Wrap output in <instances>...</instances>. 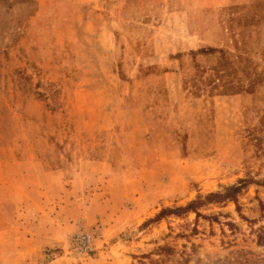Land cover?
Segmentation results:
<instances>
[{"label": "rangeland", "instance_id": "rangeland-1", "mask_svg": "<svg viewBox=\"0 0 264 264\" xmlns=\"http://www.w3.org/2000/svg\"><path fill=\"white\" fill-rule=\"evenodd\" d=\"M262 116L264 0H0V264H264Z\"/></svg>", "mask_w": 264, "mask_h": 264}, {"label": "crops", "instance_id": "crops-1", "mask_svg": "<svg viewBox=\"0 0 264 264\" xmlns=\"http://www.w3.org/2000/svg\"><path fill=\"white\" fill-rule=\"evenodd\" d=\"M17 164H31V165H34L35 169L39 170V169H42V165L40 162L38 161H25V162H16ZM105 165L104 163L100 162H92V163H89V166H92V167H99V166H103ZM43 174L45 175L47 181L48 182V185L49 187H51V185L53 187H56V185H58V182H59V177L62 176V173L60 171H49V172H43ZM82 174L81 172L78 173L76 175V177L74 178V180H71V183H73L74 185H76V187H78L80 184H82ZM60 186V185H59ZM18 187L20 188V191L19 193H21L22 196L19 201L20 203H22L19 207V209L21 210V213H19V217H17V221L19 224L18 225H15L14 228H11L8 230V233H13L15 234V232H24L25 234H33L35 233L36 235H38L39 233V225L37 226L34 221H33V218L34 220L37 219V215L36 217H34V214L35 213H32L31 211L27 210L29 208H32L33 206H37V203L39 202V193H38V188L39 187H33V186H28L26 183L25 185L22 183V187L20 185H18ZM66 196H68V194H66ZM37 214V213H36ZM56 219L55 217L52 219V223L54 225H50V230L47 231V233L49 232H56L57 228H55V222ZM61 223L62 224H65L66 221H67V218L66 217H62L60 219ZM65 233V231L63 230H60L59 231V234H62V233ZM23 241H24V244L26 246H30V248H35L37 249L38 248V241H36L37 237L36 238H32V236H30L29 238H27V235H23L22 237ZM19 240L21 241V237L17 239V243H19ZM52 242V241H51ZM50 242V243H51ZM46 244V243H44ZM24 262H26V260H23ZM9 263H11L10 261H8Z\"/></svg>", "mask_w": 264, "mask_h": 264}, {"label": "trees", "instance_id": "trees-1", "mask_svg": "<svg viewBox=\"0 0 264 264\" xmlns=\"http://www.w3.org/2000/svg\"><path fill=\"white\" fill-rule=\"evenodd\" d=\"M262 118V122H264V116L261 117ZM241 185L240 186H230V187H226L224 188L223 192H219V193H210L208 194L204 199H200L197 202L196 201H192L190 203H188L186 206L184 207H179L177 209H163L157 217H159V219H161L162 217H164V215H170L172 213L174 214H179V213H188L190 211L195 212L196 213V204H200L201 206L204 204H211V203H221V202H233L236 203L237 202V195L241 190ZM257 244L264 246V237L258 236L257 239Z\"/></svg>", "mask_w": 264, "mask_h": 264}, {"label": "built area", "instance_id": "built-area-1", "mask_svg": "<svg viewBox=\"0 0 264 264\" xmlns=\"http://www.w3.org/2000/svg\"><path fill=\"white\" fill-rule=\"evenodd\" d=\"M93 241V234L88 231H82L74 235L71 239L73 245L80 252H87L90 250V246Z\"/></svg>", "mask_w": 264, "mask_h": 264}]
</instances>
